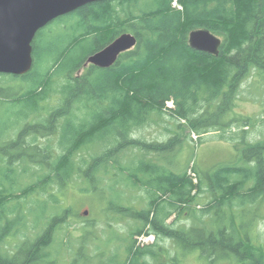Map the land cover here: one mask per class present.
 I'll use <instances>...</instances> for the list:
<instances>
[{
  "label": "trees",
  "instance_id": "obj_1",
  "mask_svg": "<svg viewBox=\"0 0 264 264\" xmlns=\"http://www.w3.org/2000/svg\"><path fill=\"white\" fill-rule=\"evenodd\" d=\"M175 2L182 9L174 7ZM201 29L221 38L219 56L190 47V33ZM126 33L137 37L135 49L122 54L111 68L86 66L89 57ZM33 58L32 70L20 78L22 93H0L9 99L3 100L11 106L7 114L25 124L19 144L9 143L0 152V264H58L59 254L73 249L71 264L99 260L101 249L91 252L97 243L93 223L87 221L81 235L70 231L67 225L76 214L59 197L76 176L89 184L92 195L106 201L108 217L139 223L129 235L127 264H150L149 259L162 264L164 252L172 264H182L179 256L195 255L204 264H264L261 235L255 230L264 218L259 212L264 207V140L247 144L241 153L243 165L202 174L198 182V170L188 175L191 161L181 169L169 159L185 148L179 135L184 126L190 137H198L199 145L208 133H223L225 139L233 127L251 125L252 119L238 109L242 84L252 74L264 85V0L89 4L40 30ZM54 97L57 103L50 106ZM171 102L174 110L168 108ZM165 114L176 122L175 131L169 130L173 137L166 142L136 139L153 117ZM53 137L58 138L57 146L51 144ZM41 139L49 143L42 146ZM96 147L100 152L81 156L79 164L80 152ZM134 151L139 152L136 163L125 166ZM18 175L33 177L32 182L20 187ZM122 183H140L149 196L148 206L130 207ZM205 192L210 197L207 205L198 202ZM35 200L39 212L34 224L45 226L32 241L24 232ZM175 214L189 217L192 225L169 224ZM246 215L251 222L242 226ZM105 224L107 229L112 226L109 220ZM19 236L23 243L10 251L11 241ZM141 236H154L156 242L140 247ZM164 240L172 242L173 255L159 246ZM108 264L118 261L112 257Z\"/></svg>",
  "mask_w": 264,
  "mask_h": 264
},
{
  "label": "rangeland",
  "instance_id": "obj_2",
  "mask_svg": "<svg viewBox=\"0 0 264 264\" xmlns=\"http://www.w3.org/2000/svg\"><path fill=\"white\" fill-rule=\"evenodd\" d=\"M173 6L178 9H182L178 2H175ZM53 28L54 26H51V29ZM257 77L258 76L256 74H252V76H250L242 84L240 93L241 99L238 113L242 116L252 119L249 128L245 129L242 126H235L225 134V139L222 138L223 133H208L203 136V142L199 145L198 137L195 134H191V137L189 136L190 130L187 126H184L181 129V133L179 135L180 138L186 141L185 148L180 152H176L173 156L174 158L169 156V159L175 160L176 166L181 169L185 168L188 162L191 161L188 169V175L195 176L194 170L196 169L199 171V176L194 177L195 182H198V178L200 177V175L207 174L210 171L217 170L225 166H240L243 163L241 162V153L243 152V149H247V144H255L264 140V85H259L258 82H256L259 79V77L258 79ZM0 81H3V79L0 78ZM4 81H7V79H4ZM54 103H57L56 98L53 101H50V106H53ZM10 107L11 106L9 104H4V106L0 108L1 128L3 127L4 120L9 117L6 110H9ZM168 108L174 110L175 106L171 102L168 104ZM172 118L173 117L170 114H165L164 116H162V118L156 116L153 117L151 120L152 122H150L147 126L142 128L135 134L136 139H141L147 142L168 141L171 137H173L172 134H169V130H171L173 133L176 129L174 128L176 122ZM24 125L25 124H23L17 131L18 121H14V129L11 128V130L9 131V140L17 139L16 133L21 132ZM241 137H244V140H241ZM230 138L234 139L231 140ZM39 143L44 146L45 144H48L49 141L41 139ZM51 144L52 146H57L58 138L53 137L51 139ZM96 148H94L95 150H89V152H80L81 155L79 156V164L81 163V156L88 158L90 152L92 154H94V152L99 153L102 149L99 147L97 149ZM138 153V151L131 152L129 157L127 156L128 158L124 160V165H129V162H131L132 164L134 162L136 163ZM33 167L34 166L31 167L32 172L34 171ZM184 170H179V172H183ZM32 179L33 177L24 179L22 176L18 175L16 179V185L24 187L25 184H30L32 182ZM121 186L123 187L121 188V190L124 191L125 201L128 202L127 204L130 207H133L136 210H143L148 206L149 196L145 192V189L140 186V183L139 185H136L134 187H128L123 183L121 184ZM203 187L205 188V185ZM107 193L108 196L111 197L112 194L109 188L107 189ZM208 195L209 194L207 192L202 194L199 197L198 202L203 203V205H207L210 199ZM59 197L65 205L73 207L76 214V217L69 221V224L67 225L70 226V231H72L73 233L75 232V234L77 235H81L82 228L88 225L87 221L93 223V230L97 236V243L96 247L91 245V252H96L98 248H100L101 252H103V255L99 258L100 261H93V264H108V261L112 257L118 261V264L128 263L127 246L130 245L129 235L131 230L136 229V227L139 225L137 221L127 218L121 219L114 214H111L108 217V213L104 211V209L107 207L106 201H101V198L99 196L92 195V189H90L89 184L84 182V180H82L78 176L74 178V180L66 188L63 194H59ZM32 199L34 198L29 199L26 203H29ZM32 210L34 212L31 218H29L26 228L27 231H25L24 234H26L30 240L34 241L43 232L42 230L44 229L45 223L40 222L38 226H35L34 224L36 214L37 212H39V205L36 200L32 204ZM86 211H89L88 216L84 215ZM259 212L264 216V207H262ZM107 220H109V222L112 224L109 229H107L108 226L105 224ZM250 222V218L247 215L240 220V224L242 226H247L248 224H250ZM168 223H175V225L173 226H175L176 228L192 225V221L191 219H189V217H177V214H175L168 221ZM255 230H257L256 232L261 235L260 243L264 248V218L259 219L256 222ZM112 232H115L114 236H112ZM23 240L24 238L20 239L19 236L15 240L11 241V244L9 246L10 251L15 252L18 246L23 243ZM109 240H111L112 242H109ZM155 242L156 238L154 236H141L138 238L137 245L140 247H148L152 246ZM159 246L164 248L165 250L170 251L172 255L175 253V248L171 241H160ZM75 252L76 249H73L72 253H68L63 250L58 256V264H71ZM179 261L182 264H204L203 262L198 260L197 255L192 257L187 256V258L179 256ZM149 263L156 264V262L152 259H149ZM162 264H172L165 252L162 253Z\"/></svg>",
  "mask_w": 264,
  "mask_h": 264
},
{
  "label": "water",
  "instance_id": "obj_3",
  "mask_svg": "<svg viewBox=\"0 0 264 264\" xmlns=\"http://www.w3.org/2000/svg\"><path fill=\"white\" fill-rule=\"evenodd\" d=\"M108 1L112 0H0V74L23 76L29 73L34 65L33 42L40 30L89 4ZM137 45L136 36L123 34L89 57L86 66L111 68L122 54ZM189 45L196 51L219 56L222 40L201 29L190 33ZM88 214L89 211L84 213Z\"/></svg>",
  "mask_w": 264,
  "mask_h": 264
},
{
  "label": "flooded vegetation",
  "instance_id": "obj_4",
  "mask_svg": "<svg viewBox=\"0 0 264 264\" xmlns=\"http://www.w3.org/2000/svg\"><path fill=\"white\" fill-rule=\"evenodd\" d=\"M21 77L22 76H17V75H12V74H0V78L3 79V81H1L3 85H0V93L5 94L9 92L10 94L12 93V96L16 94L17 95L21 94L23 91V85L20 81ZM4 79H7V81H4ZM3 100H9V99L0 97V108L4 106ZM14 121H18V119H15L14 117L9 116L7 119L4 120L3 122L4 124L2 128L0 125V152L2 153L6 151L8 147H10L9 143L17 141V144H19V137H20L21 132L16 133L17 139L9 140L10 138L9 131L11 130V128L14 129V126H13ZM21 125L22 124L18 122V127H17L18 129L16 128L17 131L20 129Z\"/></svg>",
  "mask_w": 264,
  "mask_h": 264
}]
</instances>
